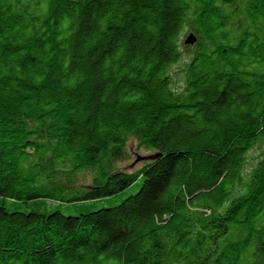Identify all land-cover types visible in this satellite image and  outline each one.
<instances>
[{
  "label": "trees",
  "instance_id": "16d2710c",
  "mask_svg": "<svg viewBox=\"0 0 264 264\" xmlns=\"http://www.w3.org/2000/svg\"><path fill=\"white\" fill-rule=\"evenodd\" d=\"M0 264H264V0H0Z\"/></svg>",
  "mask_w": 264,
  "mask_h": 264
},
{
  "label": "rangeland",
  "instance_id": "374dc122",
  "mask_svg": "<svg viewBox=\"0 0 264 264\" xmlns=\"http://www.w3.org/2000/svg\"><path fill=\"white\" fill-rule=\"evenodd\" d=\"M252 154L256 155V153H252ZM153 155H154L153 152L148 151L145 148H140L139 143L136 140L130 139L128 146H127L126 160L118 164V168L119 170L125 171V172H137L145 165V162H146V161L137 162V159L147 158ZM91 178L92 176L90 172H88L87 174L81 175L74 188H86L85 185H89V183L91 182ZM142 181L143 179L140 178L134 186L129 188V190H127L117 200H111L110 203L101 201V202L91 203L83 207H80L79 205H75L72 208L63 206L61 209L66 215H71V214L80 213L82 211L89 212V211L97 210L102 207H107V205L118 204L120 203L121 200L125 199L126 197L137 193L140 189Z\"/></svg>",
  "mask_w": 264,
  "mask_h": 264
},
{
  "label": "water",
  "instance_id": "95a60500",
  "mask_svg": "<svg viewBox=\"0 0 264 264\" xmlns=\"http://www.w3.org/2000/svg\"><path fill=\"white\" fill-rule=\"evenodd\" d=\"M196 42V38L193 35H190L189 38L186 41V45H193ZM155 157H150V158H138L137 162H141L143 160H152Z\"/></svg>",
  "mask_w": 264,
  "mask_h": 264
}]
</instances>
